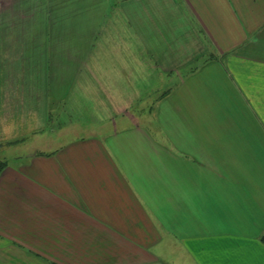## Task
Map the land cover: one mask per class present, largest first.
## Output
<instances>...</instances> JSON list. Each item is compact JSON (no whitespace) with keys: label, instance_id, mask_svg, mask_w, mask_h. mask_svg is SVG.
<instances>
[{"label":"crops","instance_id":"crops-1","mask_svg":"<svg viewBox=\"0 0 264 264\" xmlns=\"http://www.w3.org/2000/svg\"><path fill=\"white\" fill-rule=\"evenodd\" d=\"M102 13L103 32L41 34V157L3 181L41 167V264H264V0Z\"/></svg>","mask_w":264,"mask_h":264},{"label":"rangeland","instance_id":"rangeland-1","mask_svg":"<svg viewBox=\"0 0 264 264\" xmlns=\"http://www.w3.org/2000/svg\"><path fill=\"white\" fill-rule=\"evenodd\" d=\"M12 1L14 5L7 11L0 3V264H41V255L53 253L50 244H43L46 250L41 251V167L32 182L18 180L24 190L17 194L3 182L10 167L25 172L23 165L41 157L38 147L29 151L41 139V97H53L41 85V52L51 40L41 34L103 32L109 29V22L102 11L112 0H65L63 14L51 20L44 12V0ZM78 112L62 108L51 114L58 125Z\"/></svg>","mask_w":264,"mask_h":264}]
</instances>
